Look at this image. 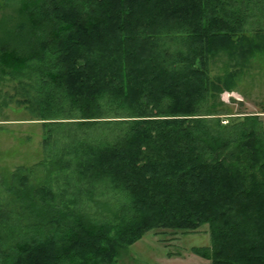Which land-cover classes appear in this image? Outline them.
Wrapping results in <instances>:
<instances>
[{
  "label": "trees",
  "instance_id": "obj_1",
  "mask_svg": "<svg viewBox=\"0 0 264 264\" xmlns=\"http://www.w3.org/2000/svg\"><path fill=\"white\" fill-rule=\"evenodd\" d=\"M222 55L235 67L264 57V0H0V82L24 91L43 153L63 124L103 120L106 136H67L74 159L54 164L127 203L117 223L93 224L56 210L60 193L19 167L1 184L13 210L0 215V264H114L148 232L202 226L210 246L194 255L264 264L263 123L216 110L236 79L211 76Z\"/></svg>",
  "mask_w": 264,
  "mask_h": 264
},
{
  "label": "rangeland",
  "instance_id": "obj_2",
  "mask_svg": "<svg viewBox=\"0 0 264 264\" xmlns=\"http://www.w3.org/2000/svg\"><path fill=\"white\" fill-rule=\"evenodd\" d=\"M11 9L14 8L11 6L3 11V20L5 16L9 17ZM231 62L234 63V59ZM233 63L228 65V57L222 55L211 65L210 74L213 77L223 78L229 73H236L233 93H223L220 100L224 106L217 103L216 110L227 114L221 117L223 120L228 115L230 118L258 115L264 129V57H246L244 64L239 67L233 66ZM23 92L13 80L5 79L0 82V215L13 210L11 197L1 186L2 181L11 185L14 183L13 173L17 168L24 167L28 173L22 172L19 176L28 175L29 186L51 188L54 193H60L54 204L56 210L66 215L84 216L93 224L117 223L113 214L127 204L121 195L109 193V187L104 183L95 182L92 187L82 185L73 166L67 171H60L54 164L60 152H64L67 147V136L74 135L73 138L76 139L82 134L85 137L106 136L112 127L107 126L103 120L90 127L63 124L65 126L53 134L58 141L57 146H53V141L48 146L50 152L56 153H52L53 158H48L43 153L42 145L46 137L45 128L23 103ZM64 154L66 156L62 158V163L74 159L66 152ZM80 188L92 190L93 193L78 194L77 189ZM28 231H31V227ZM209 246L207 226H202L194 233L151 231L133 244L120 248L114 264H210V261L191 252L193 248Z\"/></svg>",
  "mask_w": 264,
  "mask_h": 264
}]
</instances>
